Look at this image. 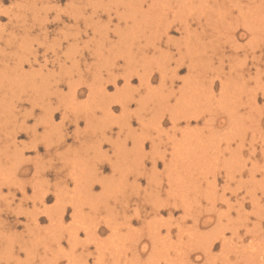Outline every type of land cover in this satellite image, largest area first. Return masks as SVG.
<instances>
[{
    "label": "rangeland",
    "instance_id": "obj_1",
    "mask_svg": "<svg viewBox=\"0 0 264 264\" xmlns=\"http://www.w3.org/2000/svg\"><path fill=\"white\" fill-rule=\"evenodd\" d=\"M111 1L78 0L73 3L72 0H0V167L3 169L0 168V264H183L191 258L189 253L192 250H201L204 259L212 261V264H249L248 261L252 260L256 261L254 264H259L257 262L261 260L264 264V184L260 185L263 182L260 180L264 177V0H164L166 4L157 0L160 5L157 4L155 8L165 5L163 9L170 16L177 11L182 17L188 18L190 30L186 32L183 27L180 30L176 29L177 26L173 27L168 34L172 40L163 36V39L170 40L169 44L163 45L159 52L148 51V55H144L139 48L145 42L142 33L152 39L160 37H150L149 18L137 13L138 22L134 28V20L126 22L113 13V22L109 21L103 13L106 11L103 5L112 6ZM144 7L147 8V4ZM47 8L51 9L49 23L47 29L42 30L34 21L36 16H44ZM76 17L80 27L75 23ZM85 17L89 18L87 24L84 23ZM244 21L246 26L251 27L252 32L243 28ZM213 26L219 27L216 30L218 32H213ZM119 32L122 34L119 35ZM231 34L236 37L235 40L230 38ZM65 35L68 36L67 39H64ZM135 35L136 42L133 40ZM105 36H109V39L103 43ZM186 36L190 37L188 52L194 53V58L191 61L188 56L184 57L178 67L176 61L180 55L177 47L175 48L176 44L172 43L176 40L182 41L180 49L183 53L187 52L183 41ZM119 37L124 40L126 38V43L123 42L125 46H132L134 43L133 50L126 48L127 46L121 47V51L118 50L114 41L120 39ZM52 47L58 56L54 54ZM111 47L113 49L109 51ZM30 52L32 54L28 55ZM109 52H113L116 61L119 59L118 73H123V69L132 62L144 77L143 80L151 79L153 89H157L162 80H167V85L149 92L150 89L143 84L145 94L139 95L135 93V89L140 88L143 81L140 82L139 76H132L128 84L122 76L125 83H120L118 78L117 85L106 83L105 73L102 79L85 71L81 79L76 71L67 76L66 71L72 64L87 70L90 65L95 67L97 60L102 63L104 58H110L112 61L113 57H108ZM22 54L25 59L21 62L16 57ZM195 65V71H190ZM164 66L168 69L163 74L161 71ZM259 66L262 79L257 83ZM172 69L176 71L173 72ZM29 77H34L36 86L27 83L21 88L20 85L15 86L18 88L14 89L15 92L11 90L10 79L15 82L16 79L27 80ZM216 77H219L217 79L221 92L224 83H227V91L222 92L220 97L205 98L200 110H208L212 117L208 122L213 124L214 128L211 130L216 135V138L205 137L207 142L202 149L209 146L213 148L212 144L220 146L219 149L213 148L209 151L210 157L200 156L201 153L196 152L197 147H192L189 150L192 159L189 161L187 156V162L182 155L177 157L174 153L179 161L177 165L170 162V177H165L166 186L153 184L150 173L157 165L153 161L143 163V153L133 138H138L137 133L141 127L143 136H147L155 128L150 121L159 122L161 129L165 127L163 117L169 107L155 104L158 98H167L174 88L183 92V99L204 98V85L213 82ZM57 79L60 81L57 82ZM74 81L80 82H76L78 92L76 91L75 97L72 96L74 91L70 88ZM190 82L192 83L189 84ZM92 83L93 86H106V90L95 96L97 101L92 99ZM127 93L133 98L124 110L128 115H124L122 107L115 104L117 106L111 110L112 117L105 116L104 101L109 100L105 96L115 100L118 94L124 98ZM34 100L36 104H33ZM220 104L221 107H218ZM140 112H143V120L146 119L143 126H140L141 120L136 116ZM153 115V119L157 120L151 119ZM132 117H135L137 123H133ZM38 125L45 129L44 132H38ZM192 127L195 131L201 130L198 135L193 134L194 140L198 141L196 138L203 133L204 125L193 124ZM128 138L134 141V151L130 152L125 147ZM34 139L39 141L37 147H32ZM159 142L163 143V138H159ZM252 142L255 143V154L251 147ZM182 144L186 145V142ZM7 148L9 149L6 150ZM109 149L114 151V161L98 164V161L107 156ZM159 153L163 155L159 151L156 155ZM21 154L25 164L17 167L14 161ZM254 163L260 165L257 164V168H254ZM18 168L22 170H17ZM26 168L27 173H23ZM6 171H10L9 174ZM10 175L15 176L14 181ZM101 177L106 179L102 181L104 185L98 188L92 182ZM69 181L73 183L69 184ZM87 186L91 187V192L86 189ZM22 190L28 191L25 197ZM179 190L181 196H178ZM42 191H48L46 201L40 197ZM58 192L65 197L62 204L56 201ZM157 201L178 203L180 206L177 209L171 208L173 217L168 213L169 207L163 208L157 215L152 209ZM72 202L80 206L78 208L81 211L77 214L80 221L75 220V223L71 216ZM256 202L259 205L253 206ZM59 207L60 213L63 212L61 225L58 223L59 215L56 214ZM69 207L71 211H68ZM46 212L54 216L50 219L44 216ZM135 212L140 216H135ZM206 216H211L212 220L203 225L202 220ZM81 223L86 224L85 228ZM111 223H115V226ZM65 224L71 227H65ZM111 225V228H107ZM76 228L83 229L85 235L81 236ZM196 230H200L198 240L195 238ZM153 232L159 234L158 242L155 241L157 236ZM73 234L79 239L74 238ZM207 237L211 243L216 240L209 252L204 248L210 244ZM138 240L145 241L149 246L147 255H143L145 243H137ZM225 240L227 244H223ZM245 250L249 252H246L247 255Z\"/></svg>",
    "mask_w": 264,
    "mask_h": 264
},
{
    "label": "bare ground",
    "instance_id": "obj_2",
    "mask_svg": "<svg viewBox=\"0 0 264 264\" xmlns=\"http://www.w3.org/2000/svg\"><path fill=\"white\" fill-rule=\"evenodd\" d=\"M30 1V0H29ZM149 0H112L111 2H110V4L112 5V6H110L109 4L108 5H103V6H105L104 7V9L106 10V11H102L103 13H105L106 15H107V17H108V19H109V21H112V13L113 14H115L116 16H117V18H119V19H125V21L127 22V21H129V20H134L133 21V28L135 27V24L138 22V19H136L137 18V13H140L142 16H147L149 19H147L148 20V22H149V28H150V32H151V36L150 37H152V35H155V37H156V35H159L160 37H157L156 39H152V38H149L148 37V35L146 36V33H142V36H143V39L145 40V42H144V44H142V45H140L139 46V48L141 49V51H142V53L144 54V55H146L147 53H148V51H158V50H160L161 48H162V46L163 45H168L169 44V41L170 40H172V38H170V37H168V34H170V31L171 30H173V27H175V26H177V28L176 29H178V30H180L182 27L184 28V30L186 31V30H190L189 28H190V26H189V20H188V18H186V17H182L179 13H177V11H174V12H172V16H170V14L169 13H167V12H165L164 11V9L163 8H165V5H164V7L161 5V7L159 6V7H157V8H155L156 6H158V5H160L159 4V2L160 1H157V0H150L149 2H148ZM262 1V0H261ZM15 2V1H14ZM45 2V1H44ZM72 2L73 3H76V2H78V0H72ZM81 2H83V1H81ZM101 2V4H103V2L102 1H100ZM162 2H164L165 3V1L164 0H162ZM215 2H217V0L215 1ZM17 3V2H16ZM38 3H39V1H38ZM37 3V4H38ZM188 3V2H187ZM192 3V2H191ZM144 4H147V8H145L144 7ZM158 4V5H157ZM162 4V3H161ZM166 4V3H165ZM215 4V3H214ZM13 5V4H12ZM18 5V4H17ZM47 5V4H46ZM88 6V5H87ZM170 6V5H169ZM189 6V5H188ZM15 7V6H14ZM20 7H21V5H20ZM191 7V6H190ZM189 7V8H190ZM214 7V6H213ZM55 8H57V7H55ZM171 8V7H170ZM174 8V7H173ZM192 8V10H193V7H191ZM41 9V8H40ZM168 9H169V7H168ZM22 10V9H21ZM53 10V9H52ZM125 10H126V12H125ZM175 10V9H174ZM77 11H78V9H77ZM80 11V10H79ZM78 11V12H79ZM194 11V10H193ZM38 12V11H37ZM92 12V11H91ZM181 12V11H180ZM24 13V12H23ZM51 13V9H49V8H47V11H45V15L44 16H41V15H38V16H36L35 17V21H34V23L35 24H39L41 27H42V30L44 29H47L46 27H47V25H48V23H49V21H48V19H49V14ZM79 13H81V12H79ZM2 14H3V12H2ZM5 14H7V13H5ZM25 14H26V12H25ZM24 14V15H25ZM183 14V13H182ZM189 14V13H188ZM23 16V15H22ZM29 16V15H28ZM100 16V15H99ZM26 17V16H25ZM62 17H63V15H62ZM189 17V16H188ZM232 17H234V16H232ZM71 18V17H70ZM78 17H76V21H75V23L80 27V24H79V20L77 19ZM21 19V18H20ZM27 19H28V17H27ZM140 19H141V17H140ZM24 20V19H23ZM71 20V19H70ZM144 20H146V19H144ZM54 21H55V18H54ZM88 21H89V18L88 17H85L84 18V23L85 24H87L88 23ZM120 21V20H119ZM201 21V20H200ZM199 21V22H200ZM264 21V20H263ZM13 22V21H12ZM21 22V21H20ZM113 22V21H112ZM198 22V23H199ZM23 23V22H22ZM26 24V23H25ZM143 24V23H142ZM208 24V23H207ZM243 24V23H242ZM132 25V24H131ZM138 25V24H137ZM211 26H212V24H210ZM140 26H141V24H140ZM77 27V26H76ZM91 27V26H90ZM139 27V26H138ZM137 27V28H138ZM78 28V27H77ZM86 28V27H85ZM217 28H219V27H217ZM217 28L215 27V26H213L212 27V30H213V32H215L216 30H217ZM243 28L244 29H246L247 31H250V32H252V29H251V27H249V25L248 26H246V24H245V21H244V26H243ZM136 29V28H135ZM237 28H235V30H236ZM11 30V29H10ZM88 30V29H87ZM145 30H146V28H145ZM219 30V29H218ZM139 31V30H138ZM203 31V30H202ZM229 31V30H228ZM130 32V31H129ZM187 32V31H186ZM216 32H218V31H216ZM224 32V31H223ZM234 32V31H233ZM255 32V31H254ZM47 33V32H46ZM134 33V32H133ZM81 34H83V33H81ZM119 35H121L122 34V32H119L118 33ZM161 34V35H160ZM255 34H256V32H255ZM190 35V34H189ZM194 35H196V34H194ZM214 35V34H213ZM232 35V36H231ZM230 35V38L232 37V39L233 40H235L234 38H236V37H234V35L233 34H231ZM258 35V34H257ZM163 36H166V37H168L169 39H163ZM191 36V35H190ZM229 36V35H228ZM242 36H245V34H242ZM77 37H78V34H77ZM80 37V36H79ZM104 37V36H103ZM193 37V36H192ZM68 38V36L67 35H65L64 36V39H67ZM120 38V37H119ZM138 38L140 39L141 38V36L139 35L138 36ZM229 38V37H228ZM258 38V37H257ZM13 39H15V38H13ZM107 39H109V36L108 37H106L105 36V38H104V42L103 43H105V41L107 40ZM231 39V40H232ZM18 40V39H17ZM120 40V41H119ZM125 40H126V38H125ZM125 40L123 39V37H121L120 39H118L117 41H114V43H115V47H117V49L118 50H120L121 51V47H126V48H129L130 50L132 49V46L134 45V43H132V46H128L129 44H127L126 46H125V44L123 43V42H125ZM133 40L136 42V40H137V35H135L134 36V38H133ZM189 40H190V37L189 36H186L184 39H183V41H185V48H186V51L187 52H184L183 53V51L180 49L181 47H180V42H182V41H173V43L172 44H176L175 45V48L177 47V52L179 53V55H180V58L176 61V62H178L177 64H179L178 65V67H180L181 66V64L182 63H179L180 61H182V60H184V57H187L188 56V58H189V60H191V61H193V54L192 53H189L188 52V49H187V47L188 46H190V43H189ZM54 41V40H53ZM259 41V40H258ZM13 42V41H12ZM46 42V41H45ZM50 42V41H49ZM175 42V43H174ZM76 44H77V41L75 42ZM126 43V42H125ZM123 44H124V46H123ZM139 44H141V43H139ZM257 44V43H256ZM53 44H51V46H52ZM94 45V44H93ZM117 45V46H116ZM259 45V44H258ZM170 46V45H169ZM245 46V45H244ZM49 48V47H48ZM53 48V47H52ZM189 48V47H188ZM239 48V47H238ZM113 49V47H111V48H109V51L110 50H112ZM37 50V49H36ZM48 50V49H47ZM133 50V49H132ZM170 50V49H169ZM52 51L54 52V54L56 55V56H58L57 55V52H56V50L53 48L52 49ZM103 51V50H102ZM137 51H139V50H137ZM59 52V51H58ZM132 52V51H131ZM159 52V51H158ZM164 52V51H163ZM194 52V51H193ZM255 52V51H254ZM17 53V52H16ZM113 53V52H112ZM111 52H109V54H108V57L110 56V57H113L112 59V61H110L109 59L110 58H107V59H105L104 58V60L102 61V63H101V61L99 60H97V65L95 66V67H93V66H89L88 68H87V70H85L84 68L82 69V68H80L79 66H76L75 64H72L70 67H69V70H67L66 71V73H67V76H71V75H73L74 74V72L76 71V72H78L79 74H80V79L81 78H83L84 77V74H83V72L85 71V72H87L88 74L90 73V74H93V75H95L96 77H99L100 79H102V77H103V75H104V73H105V75H106V83H110V84H114V85H117V82H118V78H121L122 76L126 79V83L128 84L129 83V81L131 80V77L132 76H139L138 78L140 79V82L144 79V77H142V75L141 74H139V71L136 69V67L134 66V65H132V62H131V64H129L125 69H123V73L121 72V74L120 73H118L117 71L119 70V67L117 66L118 65V60L119 59H117V61L114 59V58H116V57H114L113 55L114 54H112ZM115 53V52H114ZM123 53V52H122ZM186 53H187V55H186ZM32 53L30 52V53H28V55H31ZM35 54V53H34ZM111 54V55H110ZM129 54V53H128ZM102 55H103V53H102ZM124 55H126V54H124ZM148 55V54H147ZM184 55V56H183ZM62 56V55H61ZM119 56H121L122 57V55H119ZM127 56V55H126ZM133 56V55H132ZM173 56V55H172ZM24 57V54H22V55H19V56H17L16 58L17 59H19L21 62H22V60H24L25 59V57ZM117 57H118V55H117ZM128 57H129V55H128ZM255 57V56H254ZM57 58V57H56ZM130 58H131V56H130ZM258 58V57H257ZM256 58V59H257ZM261 58V57H260ZM11 59V58H10ZM55 59V58H54ZM85 59V58H84ZM135 59V58H134ZM14 60H15V57H14ZM37 59H35V61H36ZM57 60H59L58 58H57ZM124 60V59H123ZM186 60V59H185ZM54 61V60H53ZM1 62V61H0ZM3 62V61H2ZM45 62H47V60L45 61ZM100 63V64H99ZM24 64V63H23ZM55 64V63H54ZM123 64V63H122ZM208 64V63H207ZM45 65H47V63L45 64ZM194 66V65H193ZM211 66V65H210ZM246 66V65H245ZM17 67V66H16ZM23 67V66H22ZM206 67V66H205ZM260 67V66H259ZM195 68H196V65H195V67H191L190 68V71L191 70H194L195 71ZM199 68H200V66H199ZM12 69H13V67H12ZM147 69H149V68H147ZM166 69V71H167V67H162V73L164 74V70ZM180 69V68H179ZM214 69V68H213ZM216 69V68H215ZM259 69V70H258ZM140 70V69H139ZM220 70V69H219ZM257 70H258V73H257V79H256V82L258 83L259 81L261 82V79H262V76H260L261 74H262V72L260 71L261 70V67L260 68H257ZM22 71V70H21ZM143 71H145V70H143ZM172 71L174 72V71H176V70H174V69H172ZM178 71V70H177ZM260 71V72H259ZM2 72V71H1ZM209 72V71H208ZM8 73V72H7ZM25 73V72H24ZM23 73V74H24ZM31 73V72H30ZM242 73V72H241ZM49 74V73H48ZM47 74V75H48ZM58 74V73H57ZM168 74V73H167ZM204 74V73H203ZM219 74V73H218ZM196 75V74H195ZM244 75V74H243ZM9 76V75H8ZM24 76V75H23ZM28 76V75H27ZM13 77V76H12ZM12 77H10V78H12ZM18 77V76H17ZM220 77V76H219ZM219 77H216V79L217 78H219ZM56 78H57V76H56ZM52 79V78H51ZM96 79V78H95ZM53 80V79H52ZM58 80V79H57ZM56 80V81H57ZM193 80H195V79H193ZM243 80V79H242ZM55 81V80H54ZM60 81V79L57 81V82H59ZM83 81V80H82ZM200 81H202L203 82V80H200ZM206 81V80H205ZM209 81V80H208ZM245 81V80H244ZM35 82H37L35 79H34V77H29V78H27V80H21V79H19V80H17L16 79V81L15 82H13V81H11V79H10V81H9V83L11 84L10 86V88H11V90H13L14 91V89L15 88H17V87H15V86H17V85H20V88H21V86H23L24 84H27V83H29V84H32V85H34V86H36V84L37 83H35ZM41 82H43V81H41ZM80 84V82L79 81H74V84L72 85V84H70V88L74 91L73 92V97H75V93H76V91H77V89L78 88H76V86H78V84ZM201 82V83H202ZM226 82V81H225ZM246 82V81H245ZM15 83V84H14ZM63 83V82H62ZM142 84H146V88H148V89H150V91L149 92H151L152 90H153V88L151 87V79L150 78H145V80H143L142 82H141ZM192 82H190L189 84H191ZM244 82H242V84H243ZM204 84V83H203ZM221 84H222V82H221ZM226 84L227 83H224V85L222 86V92L223 93H225L226 91H227V86H226ZM1 86V85H0ZM103 85H94L93 86V83H92V88L90 89V90H93L94 91V94H93V98L92 99H94V100H96L97 101V99H95V96L99 93V92H101V91H103V90H106V86H103ZM188 86H191V85H188ZM80 87V86H79ZM195 87V86H194ZM108 88H109V86H108ZM145 88V87H144ZM191 88H192V86H191ZM190 88V89H191ZM9 89V88H8ZM18 89V88H17ZM189 89V88H188ZM187 89V91H189ZM237 89V88H236ZM239 89V88H238ZM33 90V89H32ZM119 90V89H118ZM182 90H183V87H182ZM179 91V90H178ZM194 91V90H193ZM11 92V91H10ZM15 92V91H14ZM32 92H34V91H32ZM78 92V91H77ZM148 92V93H149ZM7 94V93H6ZM105 94H106V92H105ZM132 94V93H131ZM157 94V93H156ZM186 94V93H185ZM242 94V93H241ZM262 94L264 95V93H263V91H262ZM36 95V94H35ZM78 95V94H77ZM120 94H118V96H117V99H116V96H115V100H112L111 98H110V96H105V98L107 97L109 100H105L104 101V105H105V116H107V117H112V113H111V110L114 108V107H116L117 105H119V106H121L122 107V109H123V111L125 110V108L127 107V104L130 102V100H132L133 98H132V96L130 95V94H126V96H124V98L122 97V96H119ZM137 95V94H136ZM170 95V94H169ZM192 95H194V94H192ZM256 95H258V94H256ZM44 97V96H43ZM160 97V96H159ZM225 97V96H224ZM256 97V96H255ZM213 97H211V99H212ZM251 98L253 99V95H251ZM18 99H22V98H18ZM138 99V98H137ZM188 99V98H187ZM187 99H185V100H187ZM255 99V98H254ZM151 100H153V99H151ZM43 101V100H42ZM115 101H119V103H114ZM155 101V100H154ZM147 102V101H146ZM151 102V101H150ZM156 103L155 104H157L158 106H163L162 104H164V105H166V107H169L168 106V103H167V98L165 97V96H161L160 98H158L157 99V101H155ZM209 102V101H208ZM227 102V101H226ZM233 102H235V101H233ZM15 103V102H14ZM37 102H36V100H34L33 101V104H36ZM44 103V102H43ZM98 103V102H97ZM6 104V103H5ZM8 104V103H7ZM115 104H117V105H115ZM133 104V103H132ZM138 104V103H137ZM144 104V103H143ZM23 105V104H22ZM38 105V104H37ZM46 105V104H45ZM115 105V106H114ZM146 105V104H145ZM227 105V104H226ZM59 106V105H58ZM141 106V105H140ZM144 106V105H143ZM225 106V105H224ZM31 107H32V105H31ZM146 107V106H145ZM218 107H221V104L218 106ZM252 107H253V104H252ZM7 108V107H6ZM15 108H16V106H15ZM37 108V107H36ZM58 108V107H57ZM235 108V107H234ZM257 108V107H256ZM146 109V108H145ZM251 110H252V108H250ZM155 110V109H154ZM221 110H223V109H221ZM232 110V109H231ZM234 110V109H233ZM237 110V109H236ZM259 110H263V109H260L259 108ZM141 111V110H140ZM229 111V110H228ZM24 112V111H23ZM27 112H29V110L27 111ZM66 112V111H65ZM224 112V111H223ZM243 112V111H242ZM252 112V111H251ZM260 112V111H259ZM5 113V112H4ZM31 113H32V111H31ZM57 113V112H56ZM232 113V112H231ZM262 113V112H261ZM49 114V113H48ZM132 114V113H131ZM143 112L141 113H139V114H136V116H138V119L139 120H141V122H140V126H143L144 124H145V122H144V120L146 121V119H144L143 120ZM233 114V113H232ZM124 115H128V113H126L125 111H124ZM29 116V115H28ZM134 116V115H133ZM162 116V115H161ZM232 116V115H231ZM231 116H229V117H231ZM1 118H2V116H0ZM155 117V115H153L152 116V118L151 119H153ZM214 117V116H213ZM234 117V116H233ZM46 118V117H45ZM250 118V117H249ZM262 118V117H261ZM129 119H131V116H130V118ZM161 119V118H160ZM232 119V118H231ZM236 119V118H235ZM153 120H157V119H153ZM260 120V122H262L261 121V119H259ZM47 121V120H46ZM50 121V120H49ZM149 121V120H148ZM236 121V120H235ZM48 122V121H47ZM151 122V124H152V122H153V125L156 127V125L154 124V122H156V121H150ZM150 122H148V124L150 123ZM240 122H244V121H240ZM239 122V123H240ZM1 123V122H0ZM42 123V122H41ZM207 123V124H206ZM206 125H207V128H208V133H205L204 132V127L202 128L203 129V133L202 134H200V136L198 137V138H196V139H198V141H196V140H194V135L193 134H195V135H198L199 134V132L201 131V130H198V131H195V133H189V135H187L186 136V138H185V140H184V142L183 143H185L186 142V145L184 146L183 144H180V145H178L177 146V149H176V151H175V153H176V156L177 157H179V156H183L182 158L184 159V161H186L187 162V156H188V160L190 161L191 159H192V157H191V155L189 154V150H190V148H192V147H197V151L196 152H198L199 154H200V156H208L209 155V151H211L213 148H215V149H219V147L220 146H218V147H216V145L215 144H212V146H213V148H210V146L209 147H206L205 148V150H203L204 148H203V146H205V144H206V142H207V139L205 138V137H207V136H212V137H215L216 135L212 132V128H214L212 125V123H210V122H208V121H206ZM233 123V122H232ZM236 123H237V121H236ZM246 123V122H245ZM250 123V122H249ZM3 124H5L4 123V121H3ZM52 124V123H51ZM156 124H157V122H156ZM229 124V123H228ZM34 125V124H33ZM37 125V124H36ZM245 125V124H244ZM257 125V124H256ZM2 126V125H1ZM40 126V125H39ZM230 126H232V125H230ZM3 127V126H2ZM257 127H259V126H257ZM142 128V127H141ZM195 128L196 129H198L196 126H195ZM194 128V129H195ZM210 128V129H209ZM255 129V128H254ZM262 130V129H261ZM1 131V130H0ZM63 131V130H62ZM228 131V130H227ZM2 132V131H1ZM141 133V135H137L138 136V138L137 139H135V138H133L136 142V146H139V148L141 149L142 147H143V145L141 144V140L143 139V137H145V136H143V134H142V132H140ZM256 133V132H255ZM1 134V133H0ZM9 134V133H8ZM204 134V135H203ZM258 134H260V132L258 133ZM257 134V135H258ZM264 134V133H263ZM219 137H220V135H218ZM230 136V135H229ZM216 138V137H215ZM16 139V138H15ZM208 139H210V138H208ZM214 139V138H213ZM43 140V139H42ZM48 140V139H47ZM211 140V139H210ZM210 140H209V142H210ZM220 140H221V138H220ZM257 140V139H256ZM261 140V139H260ZM212 141V140H211ZM216 141V140H215ZM37 142L39 143V141H37V139H34V142L32 143V147L34 146V147H37L39 144H37ZM50 142H52V141H50ZM105 142V141H104ZM97 143V142H96ZM230 143V142H229ZM10 144V143H9ZM209 144V143H208ZM244 144V143H243ZM25 145V144H24ZM37 145V146H36ZM95 145V144H94ZM98 145H99V143H98ZM183 145V147H181ZM219 145H220V143H219ZM255 143H251V147H253V151L256 149L255 148ZM3 147V146H2ZM12 148V147H11ZM91 148V147H90ZM99 148V147H98ZM138 148V147H137ZM203 148V149H202ZM1 149V148H0ZM9 148H7L6 150H8ZM18 149H20V147H18ZM39 149V148H38ZM97 149V148H96ZM264 149V146L262 147V150ZM86 150V149H85ZM95 150V149H94ZM98 150V149H97ZM227 150H229V149H227ZM3 151V150H2ZM21 151V150H20ZM20 151H18V152H20ZM100 151V150H99ZM184 151H186V152H184ZM187 151H188V153H187ZM233 151V150H232ZM9 153V152H8ZM97 153V152H96ZM185 153H187V154H185ZM195 153V152H194ZM253 153V152H252ZM163 154V153H162ZM196 154V153H195ZM254 154H255V151H254ZM10 155H11V153H10ZM17 155V154H16ZM99 155V154H98ZM158 155H161L160 153L158 154ZM264 155V154H263ZM175 156V157H176ZM197 156H199V155H197ZM199 156V157H200ZM210 157H211V155H209ZM237 156H238V154H237ZM10 158V157H9ZM8 158V159H9ZM196 158V157H195ZM204 158V157H203ZM235 158V157H234ZM243 158V157H242ZM16 159H17V161L15 160L14 161V165L16 164V166L18 165L19 167H21L22 166V163H24L25 164V160L22 158V154H21V156H19V157H16ZM37 159V158H36ZM198 159H200V158H198ZM244 159V158H243ZM246 159V158H245ZM11 160V159H10ZM31 160V159H30ZM39 160V159H38ZM110 161H112V160H110ZM178 161H179V159L178 158H176V162L174 163L175 165H177L178 164ZM211 161V160H210ZM239 161V160H238ZM257 161V160H256ZM8 162V161H7ZM95 162V161H94ZM171 162V161H170ZM181 162V161H180ZM252 162H253V160H252ZM254 162H255V160H254ZM29 163V162H28ZM200 163H202V162H200ZM205 163V162H204ZM240 163V162H239ZM10 164V163H9ZM11 164H12V162H11ZM153 164L154 165H156L155 164V162L153 161ZM234 164V163H233ZM258 165H260L259 163H257ZM257 164H255L254 163V168L256 167L255 165H257ZM264 164V163H263ZM262 164V165H263ZM13 165V164H12ZM21 165V166H20ZM79 165H81L80 163H79ZM93 165H95V164H93ZM113 165V164H112ZM183 165V164H182ZM202 165V164H201ZM241 165V164H240ZM244 165V164H243ZM242 165V166H243ZM257 165V166H258ZM8 166V165H7ZM17 166V167H18ZM233 166V165H232ZM235 166V165H234ZM74 167V166H73ZM77 167V166H76ZM80 167V166H79ZM92 167H94V166H92ZM123 167V166H122ZM157 167V166H156ZM239 167V166H238ZM263 167H264V165H263ZM262 167V168H263ZM1 168V170H3L2 169V167H0ZM7 168V167H6ZM12 168V167H11ZM23 168V167H22ZM22 168L20 169V168H18L17 170H22ZM240 168V167H239ZM245 168V167H244ZM254 168H253V170H254ZM257 168V167H256ZM16 169V168H15ZM14 169V170H15ZM98 168H96V170H97ZM172 169V168H171ZM199 169H200V167H199ZM27 168L23 171V173L24 172H26L27 173ZM92 170V169H91ZM94 170V169H93ZM92 170V171H93ZM237 170H239V172L241 173L242 171L240 170V169H237ZM5 171V170H4ZM11 171H13V169L11 170ZM16 171V170H15ZM190 171V173L192 172V170H189ZM194 171V170H193ZM201 171V170H200ZM256 171V170H255ZM261 171V170H260ZM259 171V172H260ZM7 172V171H6ZM10 172V171H9ZM9 172H7L8 174H9ZM94 172V171H93ZM251 172V171H250ZM193 173V172H192ZM253 172H251V174H252ZM1 174V173H0ZM5 174V173H4ZM12 174H13V172H12ZM151 174V173H150ZM187 174V173H186ZM194 174V173H193ZM196 174V173H195ZM194 174V175H195ZM232 174H233V171H232ZM254 175H255V173H253ZM13 175H16L15 173L13 174ZM22 175V174H21ZM144 175V174H143ZM11 176V175H10ZM9 176V177H10ZM83 176V175H82ZM97 176V175H96ZM12 177V176H11ZM21 177V176H20ZM44 177H46V176H44ZM170 177V176H169ZM251 177L252 178H254V176L253 175H251ZM250 177V178H251ZM262 177V176H261ZM13 178V181H14V178H15V176H13L12 177ZM185 178V177H184ZM191 178V177H190ZM256 178V177H255ZM4 179V178H3ZM2 179V180H3ZM10 179V178H9ZM18 179V178H17ZM17 179L15 180V181H17ZM122 179V178H121ZM169 179V178H168ZM263 179V180H262ZM262 179L260 180L261 182H262V184L260 183V185H263L264 184V177H262ZM5 180V179H4ZM183 180V179H182ZM181 180V181H182ZM7 181H8V178H7ZM18 181H20V180H18ZM39 181V180H38ZM245 181H247V180H245ZM9 182H11V181H9ZM67 182V181H66ZM2 183V182H1ZM12 183V182H11ZM10 183V185H12ZM22 183H24V181L22 182ZM26 183V182H25ZM38 183V182H37ZM106 183V182H105ZM181 183H185V182H181ZM207 183V182H206ZM211 183V182H210ZM3 184V183H2ZM1 184V185H2ZM8 184V183H7ZM212 184V183H211ZM9 185V184H8ZM14 185H16V183H14ZM13 185V186H14ZM21 185V184H20ZM23 185V184H22ZM104 185V184H103ZM106 185V184H105ZM259 185V186H260ZM6 186V185H5ZM182 186V185H181ZM212 186V185H211ZM241 186V185H240ZM258 186V187H259ZM17 187H20V186H17ZM25 187V186H24ZM86 188V187H85ZM106 188V187H105ZM174 188V187H173ZM213 188V187H212ZM211 188V189H212ZM10 189V188H9ZM24 189V188H23ZM88 191H90V190H92L91 189V187L90 186H87V188H86ZM180 189H181V187H180ZM235 189V188H234ZM233 189V190H234ZM12 190V189H11ZM44 190V189H43ZM216 189H214V191H215ZM14 191V190H13ZM27 191V190H26ZM26 191L25 190H22V195L25 197L26 196ZM79 191V190H78ZM103 191V190H102ZM182 191V190H181ZM225 191V190H224ZM10 192V191H9ZM28 192V191H27ZM91 192V191H90ZM47 193H48V191L46 192V191H42L41 192V194H40V197H41V199L43 200V201H46V199L48 198V195H47ZM81 193V192H80ZM104 193V192H103ZM179 194H178V196H181V194H180V190H179V192H178ZM57 194V200L56 201H59L58 203L59 204H62L63 203V201H65V197L63 196V193H60V192H58V193H56ZM92 194V193H91ZM105 194V193H104ZM37 195V194H36ZM97 195V194H96ZM109 195V194H108ZM188 195V194H187ZM209 195V194H208ZM213 195V194H212ZM85 196V195H84ZM106 196V195H105ZM178 196H176V197H178ZM157 197V196H156ZM164 197V196H163ZM184 198V197H183ZM191 198V197H190ZM249 198H250V196H249ZM27 199V198H26ZM69 199V198H68ZM182 199V198H181ZM72 200V199H71ZM82 200V199H81ZM110 200H111V198H110ZM156 200V199H155ZM155 200H151V201H155ZM170 200V199H169ZM78 201H80V200H78ZM222 201V200H221ZM225 201V200H224ZM23 202V201H22ZM68 202V201H67ZM77 202V201H76ZM82 202V201H81ZM80 202V203H81ZM95 202V201H94ZM180 202V201H179ZM250 202V201H249ZM258 203H259V200L257 201ZM254 203V205L253 206H255V205H259L258 203ZM73 203V202H72ZM200 203V202H199ZM228 203V202H227ZM243 203V202H242ZM216 204V203H215ZM253 204V203H252ZM239 205V204H238ZM58 206V205H57ZM179 206L180 205H178V203H175V204H170V202H166V201H157V202H155L154 203V205H153V207H152V209L155 211V213L157 214V215H159L160 214V212L163 210V208H166V207H169L170 209V211L168 212L169 214H170V216H172L173 215V211H171V208L172 207H174V209H177V208H179ZM182 206H184L183 204H182ZM243 206H245V205H243ZM72 207H73V213L71 214V216H72V218H75V220H78V218H80L78 215L80 214V209L78 208V207H80V206H78V205H76V203H73L72 204ZM185 207V206H184ZM188 207V206H187ZM241 207V206H240ZM58 208V207H57ZM107 208V207H106ZM245 208V207H244ZM82 210V209H81ZM167 210V209H166ZM80 211V212H79ZM136 211V210H135ZM139 211V210H138ZM239 211V210H238ZM252 213V212H251ZM56 214L57 215H59V221H58V223H60V225H61V223L63 222L62 220H63V217H62V215H63V212H61L60 213V207H59V212H56ZM78 214V215H77ZM155 214V215H156ZM238 214V213H237ZM254 214V213H253ZM44 216H46V217H49L50 219L52 218V216H54L53 214H51V213H45L44 214ZM85 216V215H84ZM109 216V215H108ZM135 216H140L139 215V213L138 212H135ZM240 216V215H239ZM238 216V217H239ZM173 217V216H172ZM241 217V216H240ZM131 218V217H130ZM261 218V217H260ZM109 219H111V218H109ZM212 220V218H211V216H206L205 217V220L203 219L202 221H203V225L204 224H208V223H210V221ZM78 221H80V220H78ZM96 221H97V219H96ZM197 221V220H196ZM106 222H107V220H106ZM110 222V221H109ZM115 222V221H114ZM157 222V221H156ZM57 223V224H58ZM84 223V222H83ZM83 223H81L82 224V227L83 228H85L84 226L86 225H84ZM164 223V222H163ZM163 223H161V224H163ZM198 223V222H197ZM102 224V223H101ZM107 224H109V223H107ZM112 224V223H111ZM149 224V223H148ZM166 224V223H165ZM255 225H257L256 223H254ZM74 225V224H73ZM79 225L80 224H78V225H74V226H78L79 227ZM105 225V224H104ZM113 225V224H112ZM112 225L110 226V227H107V228H111L112 227ZM130 225V224H129ZM169 225V224H168ZM81 226V225H80ZM95 226V225H94ZM113 226H115V223H114V225ZM195 226H198V224L196 225L195 224ZM162 227V226H161ZM181 227V226H180ZM254 227V226H253ZM64 228V227H63ZM70 228V227H69ZM86 228H88V227H86ZM98 228V227H97ZM107 228H106V230H107ZM154 228V227H153ZM78 228H76L75 230H77ZM81 229V228H80ZM113 229H115V228H113ZM180 229V228H179ZM222 229V228H221ZM221 229H220V231H221ZM73 230V229H72ZM75 230H73L74 232H76ZM190 230V229H189ZM72 231V232H73ZM85 231H87V230H85ZM89 231V230H88ZM87 231V232H88ZM98 231V230H97ZM171 231V230H170ZM198 231H200V230H196V234H195V238L197 239V237H198V235H199V232ZM219 230L217 231V232H220ZM154 232H156V231H154ZM153 232V233H154ZM77 233V232H76ZM91 233V232H90ZM152 233V234H153ZM167 233H169V231H167ZM198 233V234H197ZM78 234V233H77ZM88 234V233H87ZM121 234V233H120ZM155 234V236H157V235H159V234H156V233H154ZM153 234V235H154ZM204 234V233H203ZM203 234H201V235H203ZM218 234V233H217ZM73 235H75V234H73ZM68 236H69V234H68ZM90 236H91V234H90ZM93 236V235H92ZM207 236V235H206ZM224 236V235H223ZM74 238H77L76 237V235L75 236H73ZM124 237V236H123ZM209 237V239H210V236H208ZM208 237H207V240H209L208 239ZM214 237V236H213ZM218 237H220V236H218ZM71 238V237H70ZM156 238V242H158L157 240H159L158 238H159V236H157V237H155ZM154 238V239H155ZM202 238V240H203V237H201ZM205 238V237H204ZM224 238V237H223ZM73 239V238H72ZM77 239H79V238H77ZM94 239V238H93ZM120 239V238H119ZM164 239V238H163ZM214 239H217L216 237L214 238ZM221 239V238H220ZM71 240V239H70ZM76 240V239H75ZM89 240H90V238H89ZM96 240H97V238H96ZM152 240V239H151ZM165 240V239H164ZM193 240V239H192ZM198 240V239H197ZM211 240V239H210ZM210 240H209V242H210ZM87 241V240H86ZM98 241H99V239H98ZM122 241V240H121ZM154 241V240H153ZM212 241V240H211ZM216 240H214L211 244H208L206 247H204L205 249H206V251H210L209 250V246H210V248H211V251H212V247H213V245H214V242H215ZM77 243L79 242V241H76ZM97 242V241H96ZM107 242H109V241H107ZM119 242V241H118ZM170 242V241H169ZM208 242V241H207ZM224 242H226V240L224 241ZM223 242V244H227V242L226 243H224ZM114 243V242H113ZM176 243V242H175ZM91 244V243H90ZM158 243H156V245H157ZM183 245V244H182ZM75 246V245H74ZM77 246V245H76ZM90 246V245H89ZM165 246V245H164ZM225 246V245H224ZM115 247V246H114ZM229 248H231L230 247V245L228 246ZM227 247V248H228ZM223 248V247H222ZM75 249V248H74ZM131 249H134V248H131ZM208 249V250H207ZM226 249V248H225ZM101 251H103V250H101ZM201 251V250H200ZM205 251V252H206ZM137 252V251H136ZM247 251L245 250V253H246ZM85 253V252H84ZM213 253V252H212ZM247 253H249V252H247ZM247 253H246V255H247ZM105 254V253H104ZM135 254V253H134ZM139 254V253H138ZM137 254V255H138ZM227 254V253H226ZM229 254V253H228ZM227 254V255H228ZM258 254V253H257ZM81 255H83V254H81ZM245 255V254H244ZM245 255V256H246ZM252 255V254H251ZM89 256V255H88ZM111 256V255H110ZM121 256V255H120ZM140 256V255H139ZM184 256V255H183ZM212 256V255H211ZM241 256H243V255H241ZM206 257H208V256H206ZM210 257V256H209ZM227 257V256H226ZM249 257H250V255H249ZM248 257V258H249ZM255 257H256V255H255ZM84 258V257H83ZM88 258V257H87ZM115 258V257H114ZM118 258V257H117ZM116 258V259H117ZM167 258V257H166ZM215 258V257H214ZM217 258V257H216ZM250 258H253V257H250ZM258 258V257H257ZM99 259V258H98ZM101 259V258H100ZM153 259V258H152ZM208 259V258H207ZM242 259H244L243 257H242ZM259 259V258H258ZM84 261H85V259H83ZM87 260V259H86ZM260 260V259H259ZM102 261V260H101ZM77 261H74V263H76ZM82 262V261H81ZM80 262V263H81ZM99 262V261H98ZM174 262V261H173ZM254 262L256 263V261L255 260H252V261H248V263L250 264H254ZM78 263V262H77ZM76 263V264H77ZM83 263V262H82ZM86 263H88L87 261H86ZM100 263V262H99ZM215 263V262H214ZM257 263H259V264H262L263 262H262V260L260 261V262H257ZM83 264H85V263H83ZM89 264V263H88ZM172 264V263H171Z\"/></svg>",
    "mask_w": 264,
    "mask_h": 264
},
{
    "label": "snow or ice",
    "instance_id": "obj_3",
    "mask_svg": "<svg viewBox=\"0 0 264 264\" xmlns=\"http://www.w3.org/2000/svg\"><path fill=\"white\" fill-rule=\"evenodd\" d=\"M155 70V69H154ZM120 83L124 84L125 81L123 77L120 78ZM155 84V81L152 82ZM167 85V80H162L161 84L157 86V89L160 90L164 86ZM183 87V84L181 85ZM206 89L204 98H192L189 100L183 99V92L178 91L175 88L173 89V93L168 95L167 103H168V111L165 112L163 117L165 127L161 129V125L157 122L156 127L143 139L141 140V144L143 147L141 148V152L143 153L142 160L144 164H148L150 161H154L157 167H155L150 174V179H152L153 184L160 183L165 184V177L169 176L170 173L168 171V166L170 165V161L174 164L176 162V157L174 155L177 146L182 144L186 138V136L195 131L192 127L193 124L204 125V132H208L206 121L212 119L207 109L203 111L200 110V105L204 102V99L207 97H220L222 95L221 85L218 79H214L213 82L206 83L204 85ZM135 93L139 95L145 94V89L143 84H141L140 88L135 89ZM114 103H119V101H115ZM119 112L120 109L118 108ZM133 123H137L135 117H132ZM139 127V124H138ZM38 132H44V128L37 126ZM140 132H143V128H140ZM137 133V135L140 134ZM163 138V143L159 142V138ZM159 145V147H157ZM125 147L131 152L135 150V144L132 138H128L125 143ZM145 149H149L145 151ZM163 153V155H156L157 152ZM114 151L109 149L107 156L103 157L99 163H107L110 160L114 161ZM107 171V169H105ZM115 175V173H114ZM106 179L101 177L99 179L94 180L92 183L96 185L98 188L102 187V181ZM132 179L131 174L129 175V180ZM72 181H69V184H72ZM75 187V185H73ZM59 202V201H57ZM71 207L68 208V211H71ZM73 223H75V218H73ZM65 227H71L69 224H65ZM79 234L81 236L85 235L83 229H78ZM137 243H145L143 255L148 254L149 246L143 240H138ZM211 244V242H210ZM209 250H211L209 246ZM190 259H187L183 262V264H212V261H206L204 259V253L199 250H192L190 253ZM143 264V262H141Z\"/></svg>",
    "mask_w": 264,
    "mask_h": 264
}]
</instances>
